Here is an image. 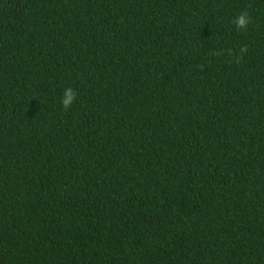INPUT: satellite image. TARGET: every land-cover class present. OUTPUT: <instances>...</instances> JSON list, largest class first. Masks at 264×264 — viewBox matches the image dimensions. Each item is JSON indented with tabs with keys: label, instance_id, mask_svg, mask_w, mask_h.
<instances>
[{
	"label": "trees",
	"instance_id": "1",
	"mask_svg": "<svg viewBox=\"0 0 264 264\" xmlns=\"http://www.w3.org/2000/svg\"><path fill=\"white\" fill-rule=\"evenodd\" d=\"M0 264H264V0H0Z\"/></svg>",
	"mask_w": 264,
	"mask_h": 264
},
{
	"label": "clouds",
	"instance_id": "2",
	"mask_svg": "<svg viewBox=\"0 0 264 264\" xmlns=\"http://www.w3.org/2000/svg\"><path fill=\"white\" fill-rule=\"evenodd\" d=\"M237 27L238 30H244L247 31L248 25L252 23V19L249 16L248 12L246 10L241 11L239 15L232 21ZM228 54L230 56L234 57V62L239 64L244 60V55L248 52V45L244 44L240 47L238 53L235 52L233 49H228ZM223 51H218L212 53L214 56L222 55ZM77 97L76 91L71 88H65L63 90L62 96H61V104L62 107L67 110L72 106V104L75 102Z\"/></svg>",
	"mask_w": 264,
	"mask_h": 264
}]
</instances>
